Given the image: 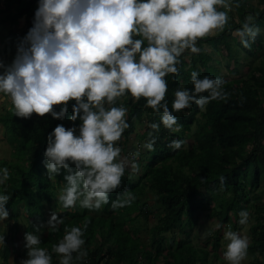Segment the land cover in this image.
I'll list each match as a JSON object with an SVG mask.
<instances>
[{
    "label": "trees",
    "instance_id": "1",
    "mask_svg": "<svg viewBox=\"0 0 264 264\" xmlns=\"http://www.w3.org/2000/svg\"><path fill=\"white\" fill-rule=\"evenodd\" d=\"M4 2L5 9H0V36L5 55L9 42L18 43L33 25L38 0ZM260 2L262 6L245 0H229L230 8L218 5L228 12L223 29L198 38L199 51L188 53V58L185 51L179 71L166 74L165 100L170 109L177 89H194L193 70L200 77L219 76L224 80L222 88L227 95L222 98L211 99L203 107L192 102L190 107L172 109L181 125L179 129L165 126L163 109L157 112L146 103V97L136 98L128 91L117 98L115 103L128 109L129 127L116 142L128 166L121 184L110 193L109 202L99 208L83 207L79 202L63 207L59 195L66 185V170L50 176L45 164L48 134L55 126L76 124L78 131L79 119L68 118L74 98L68 102L67 114L61 119L50 112L21 117L15 113L10 96L2 95L9 103L0 112V124L11 146V157L0 159V168L9 169L7 180L0 184V193L11 196L6 207L9 217L16 221L15 231L20 229L18 217L23 209L26 218L22 228L40 232V246L49 250L52 264H61L62 254L54 250V245L65 231L85 223L82 247L87 255L77 258L74 253L73 264H210V259L219 255L222 231L239 229L241 209H247L252 219L248 227L251 264H264V193L260 190L264 184V54L250 62L243 75L239 69L241 63H247L239 60L240 54L243 52L247 59L253 57L264 47V38L259 32L246 46L236 33L249 16L250 23L264 27V0ZM20 21L25 29L22 34L17 31ZM203 44L211 45L213 50L221 45L226 58L235 64L229 68L227 62V71L236 76L225 77L211 63L213 55ZM207 94L205 91L197 95ZM61 104L54 105L56 110ZM153 123L159 127H153ZM186 135L192 139L188 147L184 146ZM177 139L184 141L179 148L172 143ZM149 142L152 147L147 146ZM133 166L139 167L137 177ZM125 192L133 193L135 199L130 204L113 207L112 200L123 199ZM46 207L63 218L58 227L43 222L46 211L42 210ZM203 211L221 227L211 228L201 245L193 244L190 232ZM35 222L41 228L46 227L45 231L37 229ZM25 244L22 243L25 251L22 253L27 256ZM3 249L6 258L9 249Z\"/></svg>",
    "mask_w": 264,
    "mask_h": 264
},
{
    "label": "clouds",
    "instance_id": "2",
    "mask_svg": "<svg viewBox=\"0 0 264 264\" xmlns=\"http://www.w3.org/2000/svg\"><path fill=\"white\" fill-rule=\"evenodd\" d=\"M218 5L231 7L229 0H38L33 25L19 39L12 62L0 59V96H10L21 117L50 112L61 119L74 98L68 118L79 119L78 131L76 124H58L48 134L45 149L49 175L66 170V185L59 195L63 207L79 202L83 207L99 208L121 184L128 165L116 142L129 124L128 109L115 103L118 97L128 91L136 98L146 97V103L157 112L163 109L165 126L179 129L172 109L190 107L192 102L203 107L211 99L227 95L222 77H200L193 70L194 89H177L171 109L165 100L166 74L179 71L185 50L199 51L198 38L223 29L228 22V12ZM251 20L247 17L236 29L246 46L260 32ZM205 91L207 95H197ZM57 104H61L59 110L54 107ZM172 143L179 148L184 141ZM8 176V167L0 168V184ZM10 197L0 193V221L9 216L6 205ZM133 199V193L125 192L123 199L112 200V206L130 204ZM248 218V210L241 209L239 223ZM62 222L54 212L47 221L57 227ZM86 227V223L71 226L54 245L62 254L61 264H73L74 253L77 258L87 255L82 247ZM25 238L27 257L20 264H52L51 253L40 246L39 231H28ZM224 238L228 241L225 259L229 264H241L247 255L248 237L229 228ZM2 244L4 233H0Z\"/></svg>",
    "mask_w": 264,
    "mask_h": 264
},
{
    "label": "rangeland",
    "instance_id": "3",
    "mask_svg": "<svg viewBox=\"0 0 264 264\" xmlns=\"http://www.w3.org/2000/svg\"><path fill=\"white\" fill-rule=\"evenodd\" d=\"M6 1V0H5ZM248 3H252V4H259L260 6H262L261 2H259V0H245ZM259 6V7H260ZM23 30V31H22ZM24 25L23 22L21 21L18 26H17V31L20 32V34H22L24 32ZM216 32V30H214L213 32L209 33V34H214ZM260 32H261V36L264 38V27H260ZM235 33V32H234ZM1 37V36H0ZM3 37H1V41H0V45L2 48V44H3ZM235 43V41H232V44ZM10 47H8L9 52H6L7 54H9L8 56H6V53L4 55V53H0V59H3L5 61V63H11L16 52H17V43L14 42H9ZM237 44V43H236ZM203 46L205 47L206 51L209 52V54H212V60L211 63H214L220 70V72L222 74H224L225 77L231 78V77H235L236 75H232L231 73H228L227 71V62H229V68H232L233 66H235L233 60H228L226 58V52L225 49L219 45L218 49L213 50V48L211 47V45L208 44H203ZM187 53V58L190 54V52H192L191 49H187L185 50ZM189 53V54H188ZM264 54V47H262V49L260 48L257 53L253 56V57H249L248 59L246 57H244V53L242 52L239 56V60L240 61H247V63H241L242 65L239 66L240 69V74H244L246 73L247 70H249V63L250 62H254L257 61L260 56ZM253 60V61H252ZM3 69H0V71H2ZM8 99L4 96H0V112L4 111L5 108L8 107ZM138 130V128H137ZM142 130V129H140ZM185 145L186 147L189 146V144L192 142V139L189 138L187 135L185 137ZM141 143L144 142V140L140 141ZM11 152V146L9 145V143L6 141L5 136L3 135V128L2 125L0 124V159L2 158H10ZM133 174L137 177L138 174L140 173L139 171V167L133 166ZM261 192L264 193V184L261 185L260 187ZM44 211H46V219L43 221L45 224H48L47 221L48 219L52 216V212L50 211L49 207H46L44 210H42V213H44ZM98 213V212H95ZM206 211H203L201 213H199V217H198V222L194 224V227L192 229V231L190 232L191 236V240L193 244H202L208 237V235L210 234L211 228H217L216 222L212 219V218H207L206 217ZM23 218H26V213L24 212V210H21V213L19 214V228L18 231L16 230V221H14V219H11L9 216L7 218H5L4 221H0V233H4V238H5V244L0 245V264H20V261L22 258H26L27 256L25 254H23V247H22V243H26V238H25V233L28 232L27 228H22V226H25V221ZM11 219L10 223L8 224L9 220ZM252 221V219L247 220L246 223L242 224L241 227L239 229H237L236 231L241 233L242 235H246L250 241V237H249V232H248V227L250 222ZM153 222H149V224H151ZM35 225H38V222H35ZM145 226V223H144ZM46 229V227L41 228L39 227V230H41L42 232H44ZM229 228H225L222 232H223V238H222V245L221 248L219 249V255L217 257H213L210 259V264H229V262L225 259L223 252L226 250V246L228 241L224 238V232L226 230H228ZM231 229V228H230ZM233 230V229H232ZM146 232V230L144 229V233ZM49 238H46V241ZM22 242V243H21ZM8 247V251L9 253H7L6 258H5V254L6 252L4 251L3 248ZM61 256V255H60ZM252 261V254L247 250V255L246 257L242 260L241 264H251Z\"/></svg>",
    "mask_w": 264,
    "mask_h": 264
},
{
    "label": "crops",
    "instance_id": "4",
    "mask_svg": "<svg viewBox=\"0 0 264 264\" xmlns=\"http://www.w3.org/2000/svg\"><path fill=\"white\" fill-rule=\"evenodd\" d=\"M0 9H5V2H4V0H0ZM21 22V21H20ZM0 53H2V51H1V48H0ZM9 54H10V52H9ZM9 54H7V56L9 55Z\"/></svg>",
    "mask_w": 264,
    "mask_h": 264
}]
</instances>
